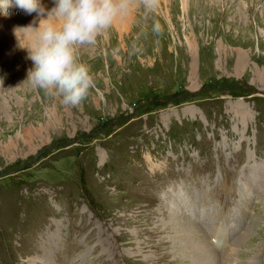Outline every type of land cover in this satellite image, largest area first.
I'll return each mask as SVG.
<instances>
[{
	"label": "rangeland",
	"instance_id": "obj_1",
	"mask_svg": "<svg viewBox=\"0 0 264 264\" xmlns=\"http://www.w3.org/2000/svg\"><path fill=\"white\" fill-rule=\"evenodd\" d=\"M10 11L0 264H264V0L117 17L79 49L94 87L76 107L27 82L29 34L14 30L35 14Z\"/></svg>",
	"mask_w": 264,
	"mask_h": 264
},
{
	"label": "clouds",
	"instance_id": "obj_2",
	"mask_svg": "<svg viewBox=\"0 0 264 264\" xmlns=\"http://www.w3.org/2000/svg\"><path fill=\"white\" fill-rule=\"evenodd\" d=\"M47 9L40 0H0V16L8 17L18 8L34 15L29 24L14 30H26L29 40L22 47L32 67L26 80L37 91L57 98L65 107L79 106L94 87L90 67L79 56L84 45H94L97 37L106 33L117 17L142 9L143 18L156 11L158 0H52ZM159 24L153 31L159 32Z\"/></svg>",
	"mask_w": 264,
	"mask_h": 264
},
{
	"label": "bare ground",
	"instance_id": "obj_3",
	"mask_svg": "<svg viewBox=\"0 0 264 264\" xmlns=\"http://www.w3.org/2000/svg\"><path fill=\"white\" fill-rule=\"evenodd\" d=\"M44 0H40V2L43 3ZM46 1V0H45ZM225 235L227 236V233L225 232V234H222L221 236L224 238ZM161 256V255H160ZM231 255H229L228 253L224 252L222 255H220L219 257V261H220V264H235L234 260L229 257ZM159 258V256H158ZM161 258V257H160ZM159 260V259H158ZM177 261V260H176Z\"/></svg>",
	"mask_w": 264,
	"mask_h": 264
}]
</instances>
